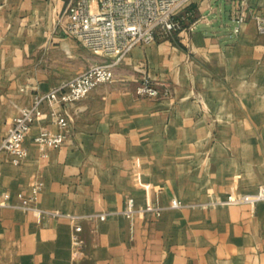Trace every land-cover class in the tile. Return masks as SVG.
<instances>
[{
	"label": "crops",
	"instance_id": "0c3cea01",
	"mask_svg": "<svg viewBox=\"0 0 264 264\" xmlns=\"http://www.w3.org/2000/svg\"><path fill=\"white\" fill-rule=\"evenodd\" d=\"M71 1L0 0V145L36 93L105 60L64 31ZM254 14L264 18V0H196L181 30L134 47L112 82L69 107L56 148L33 140L57 130L44 104L27 159L14 164L0 150L11 204L0 206V264H264V200L212 203L264 186V33ZM145 79L157 96L137 92ZM37 182L35 204L64 215L15 206ZM129 197L163 210L131 218Z\"/></svg>",
	"mask_w": 264,
	"mask_h": 264
},
{
	"label": "built area",
	"instance_id": "2783aa9c",
	"mask_svg": "<svg viewBox=\"0 0 264 264\" xmlns=\"http://www.w3.org/2000/svg\"><path fill=\"white\" fill-rule=\"evenodd\" d=\"M196 0H72L64 11V31L71 38L89 49L92 53L104 57L105 60L89 65L82 72L71 78L62 80L48 91L38 92L33 96L32 103L23 106L13 118L0 145V150L10 155V161L20 164L27 159L28 149L25 139L29 135L35 121L43 115V105L52 108L57 130L42 129L34 136L40 147L56 148L63 144L70 133L72 115L69 107L85 97L94 87L101 83L112 82L115 77L114 68L136 46L153 43L158 37H168L183 28V18L191 13ZM257 29L264 33V18L259 14L252 16ZM247 15L240 12L235 18L234 31L240 30L246 22ZM137 92L142 95L157 96L158 90L150 79H145ZM62 110H55V106ZM42 182H37L29 196L18 192L19 203L15 206L26 211H34L38 216L50 214L62 216L58 210H47L38 207L35 202L42 189ZM3 199L0 206L11 205L9 193L0 192ZM264 200V186L261 185L253 193L228 194L225 199L213 201V204H255ZM14 206V205H13ZM172 207H182L177 200H171ZM163 206L147 204L136 207L134 199L129 197L125 214L133 217L135 213L161 214ZM69 216V215H67ZM104 217V214H101ZM75 218V217H72ZM81 226L75 225L73 237L75 251L81 246L78 232Z\"/></svg>",
	"mask_w": 264,
	"mask_h": 264
}]
</instances>
